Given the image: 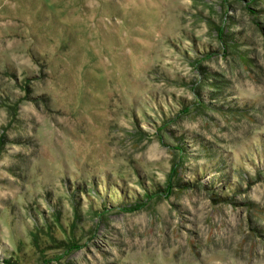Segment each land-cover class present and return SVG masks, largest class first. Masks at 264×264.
I'll list each match as a JSON object with an SVG mask.
<instances>
[{"label":"rangeland","instance_id":"1","mask_svg":"<svg viewBox=\"0 0 264 264\" xmlns=\"http://www.w3.org/2000/svg\"><path fill=\"white\" fill-rule=\"evenodd\" d=\"M0 264H264V0H0Z\"/></svg>","mask_w":264,"mask_h":264}]
</instances>
